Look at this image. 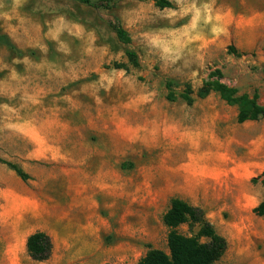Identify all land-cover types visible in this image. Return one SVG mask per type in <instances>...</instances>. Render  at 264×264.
Returning a JSON list of instances; mask_svg holds the SVG:
<instances>
[{
    "label": "rangeland",
    "instance_id": "374dc122",
    "mask_svg": "<svg viewBox=\"0 0 264 264\" xmlns=\"http://www.w3.org/2000/svg\"><path fill=\"white\" fill-rule=\"evenodd\" d=\"M168 1L0 0V34L25 53L0 45V264H140L168 252L174 199L226 239L216 264H264V117L240 124L218 94L197 97L219 71L264 106V0ZM38 231L46 262L27 252Z\"/></svg>",
    "mask_w": 264,
    "mask_h": 264
},
{
    "label": "trees",
    "instance_id": "16d2710c",
    "mask_svg": "<svg viewBox=\"0 0 264 264\" xmlns=\"http://www.w3.org/2000/svg\"><path fill=\"white\" fill-rule=\"evenodd\" d=\"M82 5L101 10H111L116 7V0H72ZM156 5L161 9H171L173 4L168 0H156ZM118 40L124 45L131 44V37L128 32L121 26H112ZM0 45L5 46L11 51L24 56L25 53L19 50L11 39L3 34H0ZM235 51L234 49H232ZM236 53V52H234ZM126 55L130 64L134 67L139 66L138 56L133 51H127ZM116 69H125V65L116 64ZM214 80L206 81L203 87L199 90L197 97L205 99L210 94L216 93L229 106L238 108V122L240 124L248 122H257L264 117V106L259 104V96L257 93L250 97L247 94L240 95L239 91L231 88L221 82V73L219 71L212 75ZM171 88V85L168 86ZM193 90L191 86H187L186 91L181 95V98L188 104L193 105ZM169 101H175V96L171 92L168 96ZM18 177L23 181L30 179L17 165L8 163ZM253 183H260L264 187V174L258 179L253 180ZM254 213L264 219V201L254 210ZM165 226L170 230L168 236V252L162 250H151L141 260L140 264H216L224 256L228 244L225 238L220 236L211 224H209L203 215V212L180 199H174L171 207L163 218ZM197 224L201 226L197 237H187L179 233V228L186 224ZM201 238L208 240L206 243L201 242ZM29 257L35 262L48 261L53 253L52 238L45 232L38 231L30 235L26 244Z\"/></svg>",
    "mask_w": 264,
    "mask_h": 264
}]
</instances>
